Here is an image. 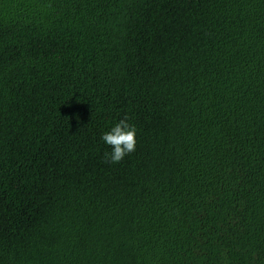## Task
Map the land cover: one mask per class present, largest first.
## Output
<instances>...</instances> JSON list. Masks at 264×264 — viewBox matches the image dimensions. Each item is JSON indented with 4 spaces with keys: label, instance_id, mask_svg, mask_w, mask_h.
<instances>
[{
    "label": "trees",
    "instance_id": "1",
    "mask_svg": "<svg viewBox=\"0 0 264 264\" xmlns=\"http://www.w3.org/2000/svg\"><path fill=\"white\" fill-rule=\"evenodd\" d=\"M0 264H264V0H0Z\"/></svg>",
    "mask_w": 264,
    "mask_h": 264
},
{
    "label": "clouds",
    "instance_id": "2",
    "mask_svg": "<svg viewBox=\"0 0 264 264\" xmlns=\"http://www.w3.org/2000/svg\"><path fill=\"white\" fill-rule=\"evenodd\" d=\"M137 128L129 122L127 116L115 122L108 131L101 134V141L111 146V151L105 157L112 163H117L128 153L135 151L137 144Z\"/></svg>",
    "mask_w": 264,
    "mask_h": 264
}]
</instances>
